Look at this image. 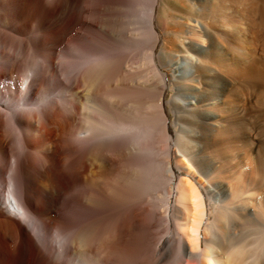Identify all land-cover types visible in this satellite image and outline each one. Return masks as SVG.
Segmentation results:
<instances>
[{
	"label": "bare ground",
	"instance_id": "6f19581e",
	"mask_svg": "<svg viewBox=\"0 0 264 264\" xmlns=\"http://www.w3.org/2000/svg\"><path fill=\"white\" fill-rule=\"evenodd\" d=\"M192 1L0 0V264H264V5Z\"/></svg>",
	"mask_w": 264,
	"mask_h": 264
},
{
	"label": "rangeland",
	"instance_id": "374dc122",
	"mask_svg": "<svg viewBox=\"0 0 264 264\" xmlns=\"http://www.w3.org/2000/svg\"><path fill=\"white\" fill-rule=\"evenodd\" d=\"M187 0H177L176 2V5L179 9H182V4L185 3ZM169 3H172L173 4V0H168ZM202 2H204L203 0H193L192 3L194 6L196 7H201V6H198L200 3L203 4ZM264 5V0H262V6ZM183 22H184V25H183V28H182V32L180 34V37L178 38L179 41L183 42L184 45L189 48L191 47L192 43H191V40L189 39V36L187 35L188 33V26L186 24L187 21L186 19H183ZM207 25V24H205ZM263 37H264V27H263ZM157 36L159 37V41L157 43V47L155 49V55L158 56L159 52H160V49L162 47V45L164 44L165 42V39L168 37L167 36V33L164 29H158L157 30ZM199 49H203V51H205V48L201 47ZM192 51H195L194 48L191 49ZM198 51V50H197ZM218 52V48L215 49V53ZM218 54V53H217ZM261 54H263V51L261 52ZM173 55V59L169 60V59H166V64L167 66L166 67H162L160 65V63L158 62V66L160 68V73L162 74V76L164 77L165 79V84L163 85V97L164 98H171V96H174V97H177L178 99H180L179 101L183 102V103H187L188 101L194 99L195 100V91L192 87H187L185 85L186 83V79L189 78L190 76L193 75L194 73V65L192 63V60L190 59H186V57H182L181 54H178V56H176L175 54H172ZM141 54L138 52L137 55H134L133 57V62H132V65L134 67H137L139 66L140 62H141ZM216 56V54H215ZM218 57V55H217ZM176 62V63H175ZM175 63V64H174ZM174 65V66H173ZM173 66V67H172ZM174 74V77H176L177 81L179 82L178 86H175V89L174 91L172 90V88L170 87L169 85V79L171 77V75ZM223 77H209L207 79V86H208V89L211 91L212 95H215L216 96V92H217V89L219 87V82H223L225 85H233V81H230L228 80L227 78H224L223 80ZM264 85V83H263ZM264 101V99H263ZM193 103H195V101H191ZM179 222V221H178ZM180 222H181V219H180ZM160 230H161V233L162 235H164V232H168V226L166 225V222H162L161 223V226H160ZM174 255V256H173ZM178 252L177 250H175L172 255L169 257V259L167 260L166 264H176L177 263V260H178ZM176 261V262H175Z\"/></svg>",
	"mask_w": 264,
	"mask_h": 264
}]
</instances>
